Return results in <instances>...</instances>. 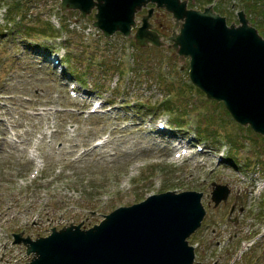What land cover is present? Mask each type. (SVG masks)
Returning a JSON list of instances; mask_svg holds the SVG:
<instances>
[{
	"label": "rangeland",
	"instance_id": "rangeland-1",
	"mask_svg": "<svg viewBox=\"0 0 264 264\" xmlns=\"http://www.w3.org/2000/svg\"><path fill=\"white\" fill-rule=\"evenodd\" d=\"M229 4L217 13L237 23L238 0ZM150 8L152 30L169 45L173 20L162 8L141 9L136 27ZM92 13L61 12L60 0H0V264L31 259L12 234L33 240L51 228L89 229L166 191L202 194L203 219L186 239L192 264H264L261 135L189 82L188 58L120 33L106 39ZM184 147L188 155L175 158ZM214 185L228 190L216 205Z\"/></svg>",
	"mask_w": 264,
	"mask_h": 264
},
{
	"label": "water",
	"instance_id": "water-1",
	"mask_svg": "<svg viewBox=\"0 0 264 264\" xmlns=\"http://www.w3.org/2000/svg\"><path fill=\"white\" fill-rule=\"evenodd\" d=\"M148 4L170 13L169 45L152 30V8L136 27L135 14ZM93 9V27L105 38L116 32L132 35L139 47L165 46L180 62L188 58L191 84L208 100L222 103L238 125L264 136V38L242 10L236 13L237 24L227 25L211 5L197 10L188 8L186 0H61V11L77 10L86 17ZM227 193L225 186L214 185V205ZM201 196L166 191L119 207L89 229L52 228L33 240L17 233L12 243L31 255L26 264H192L194 250L186 239L203 219Z\"/></svg>",
	"mask_w": 264,
	"mask_h": 264
},
{
	"label": "trees",
	"instance_id": "trees-1",
	"mask_svg": "<svg viewBox=\"0 0 264 264\" xmlns=\"http://www.w3.org/2000/svg\"><path fill=\"white\" fill-rule=\"evenodd\" d=\"M214 0H196L195 4H198V6H204V2H206L207 4L212 3ZM231 0H217L215 2V5L213 6V10L218 12V13H223V9L227 6L229 12H230V2ZM239 3V8L242 9L245 14L247 16H250V21L249 23L252 25H255V27L257 28L259 34L262 36H264V0H238ZM193 5V4H192ZM190 7V6H189ZM19 4L15 3L13 6H11V8L8 11V16L7 19L9 20L11 17V14H16L19 11ZM251 16H254L255 19H252ZM66 61H68L69 59L67 58V55L65 56ZM70 69V68H68ZM70 71V70H69ZM81 76L77 77V79H79ZM199 91V90H198ZM163 106H165V109L169 110L168 106H167V102L162 104ZM247 130H249V128H246ZM250 131V130H249ZM197 132L199 133V128H197ZM200 134V133H199ZM256 137L260 138L262 141H264V137L262 136H257ZM230 140L234 143L236 142L235 139H231ZM229 141V139H228ZM263 214V218H264V213Z\"/></svg>",
	"mask_w": 264,
	"mask_h": 264
},
{
	"label": "bare ground",
	"instance_id": "bare-ground-1",
	"mask_svg": "<svg viewBox=\"0 0 264 264\" xmlns=\"http://www.w3.org/2000/svg\"><path fill=\"white\" fill-rule=\"evenodd\" d=\"M104 143H105V142H103L102 144H100V145H99V147H101V148H102V147L104 146ZM179 143H181V141H180V140H179V141H178V143H176V144L178 145ZM170 144H171V143H170Z\"/></svg>",
	"mask_w": 264,
	"mask_h": 264
}]
</instances>
